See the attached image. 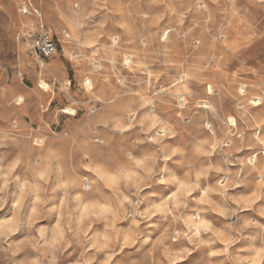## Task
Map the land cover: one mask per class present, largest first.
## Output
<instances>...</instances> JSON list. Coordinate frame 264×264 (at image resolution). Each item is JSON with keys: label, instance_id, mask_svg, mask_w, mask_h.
Returning a JSON list of instances; mask_svg holds the SVG:
<instances>
[{"label": "clouds", "instance_id": "1", "mask_svg": "<svg viewBox=\"0 0 264 264\" xmlns=\"http://www.w3.org/2000/svg\"><path fill=\"white\" fill-rule=\"evenodd\" d=\"M0 264H264V0H0Z\"/></svg>", "mask_w": 264, "mask_h": 264}]
</instances>
